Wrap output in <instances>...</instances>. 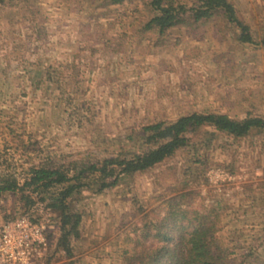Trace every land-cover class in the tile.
<instances>
[{
  "label": "rangeland",
  "instance_id": "1",
  "mask_svg": "<svg viewBox=\"0 0 264 264\" xmlns=\"http://www.w3.org/2000/svg\"><path fill=\"white\" fill-rule=\"evenodd\" d=\"M229 1L253 42L239 41L220 11L198 20L186 11L160 34L143 27L147 0H0V172L113 156L140 147L143 125L189 111L264 116V0ZM96 187L72 195L80 221L70 253L53 238L36 264H136L127 255L144 218L169 198L201 208L212 196L227 206L222 239L264 258V131L199 130L153 166ZM23 209L17 193L0 195V222Z\"/></svg>",
  "mask_w": 264,
  "mask_h": 264
},
{
  "label": "trees",
  "instance_id": "2",
  "mask_svg": "<svg viewBox=\"0 0 264 264\" xmlns=\"http://www.w3.org/2000/svg\"><path fill=\"white\" fill-rule=\"evenodd\" d=\"M147 3L153 13L143 23L146 29L161 34L182 22L186 11L193 20L220 11L224 21L237 29L239 41L253 42L247 24L237 17L229 0H197L190 7L175 0H147ZM259 41L264 44V35ZM199 130L210 135L218 131L242 137L253 130L264 131V116L248 112L237 117L218 111H189L170 121H153L142 126L140 147L113 156L97 160L76 157L31 162L19 176L1 171L0 195L17 193L24 207L20 213L37 205L49 209L52 214L46 236L49 241L54 238L56 248L69 254V238L78 234L80 221V213L70 205L74 193L96 181V188L100 189L114 183L122 174L153 166L187 145L190 135ZM108 177L110 179H106ZM186 193L191 192H182L179 196ZM202 199L201 208L167 199L169 203L138 225L139 231L127 258L136 264H264V258L251 243L237 252L235 246L238 245L223 240L217 233L220 210L227 207L226 203L215 196L206 203H202Z\"/></svg>",
  "mask_w": 264,
  "mask_h": 264
},
{
  "label": "built area",
  "instance_id": "3",
  "mask_svg": "<svg viewBox=\"0 0 264 264\" xmlns=\"http://www.w3.org/2000/svg\"><path fill=\"white\" fill-rule=\"evenodd\" d=\"M222 175L215 169L207 173ZM214 182V180H212ZM52 212L41 205L28 212L18 213L0 222V264H36L47 254L49 240L47 228Z\"/></svg>",
  "mask_w": 264,
  "mask_h": 264
}]
</instances>
